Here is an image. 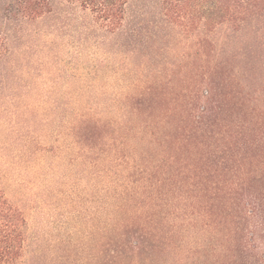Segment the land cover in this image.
Instances as JSON below:
<instances>
[{"label": "trees", "instance_id": "trees-1", "mask_svg": "<svg viewBox=\"0 0 264 264\" xmlns=\"http://www.w3.org/2000/svg\"><path fill=\"white\" fill-rule=\"evenodd\" d=\"M120 56L123 71L144 59L122 98L100 92L95 110L47 96L101 183L93 264H264V0H0L4 137L30 149L20 124L33 102L63 85L90 96V76ZM151 73L160 78L145 81ZM28 236L23 202L0 185V264H25Z\"/></svg>", "mask_w": 264, "mask_h": 264}, {"label": "rangeland", "instance_id": "rangeland-1", "mask_svg": "<svg viewBox=\"0 0 264 264\" xmlns=\"http://www.w3.org/2000/svg\"><path fill=\"white\" fill-rule=\"evenodd\" d=\"M227 30L228 27L220 25L210 35L221 42ZM177 47V53L169 55L172 64L165 70V75H170V92L180 89V43ZM124 58L111 59L110 68L97 79L90 76V81L94 83L90 89L95 90L90 96L83 85H63L51 94L44 90L45 98L33 102L31 118L23 119L20 124L30 129L24 137V141L31 144L30 149L19 146L18 140L11 142L9 136L4 137L2 131L9 129L10 122L9 119H0V185L8 197L22 201L25 207L29 223L25 264H63L75 258H80L82 264H93L91 253L97 254L99 248L102 219L101 183L99 179H91L85 160L78 157L70 139L63 133L68 115L56 123L47 96L57 95L68 106L78 101L77 105H86L88 109L96 107L95 110L100 106L93 101L100 92L106 91L122 98L133 89L130 85L141 71L137 66L144 60L141 56L128 57L131 70L116 69ZM82 61L80 68L87 64L86 59ZM72 73L82 74L85 71L80 69ZM155 74L151 73L145 81L152 82L157 77ZM40 84L44 89V82ZM174 95H178L180 100L178 90ZM147 112L149 116H145L149 121L155 119L156 127H160L162 121L161 117H156L157 112L150 109Z\"/></svg>", "mask_w": 264, "mask_h": 264}]
</instances>
